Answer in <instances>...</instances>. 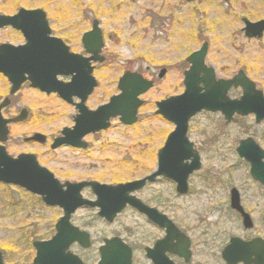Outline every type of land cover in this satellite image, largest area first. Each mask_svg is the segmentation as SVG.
<instances>
[{"label": "rangeland", "instance_id": "obj_1", "mask_svg": "<svg viewBox=\"0 0 264 264\" xmlns=\"http://www.w3.org/2000/svg\"><path fill=\"white\" fill-rule=\"evenodd\" d=\"M193 1L191 4L182 0H0V7L12 4L7 14L20 8L45 10L57 35L79 53L83 51L82 33L91 28L94 20L99 22L107 62L95 73L99 87L89 101L92 107L118 93L117 80L127 70L156 81L155 87L141 97L145 103L136 125L125 127L116 120L108 131L89 138L87 151L62 148L49 154L48 146L28 144L24 139L34 133L56 136L70 125L72 108L25 85L3 111L6 118L17 115L22 108L29 111L25 123L10 127V140L5 144L10 156L34 153L62 184L97 181L117 185L149 175L156 168L158 150L173 130L172 125L154 115L155 103L183 91V72L189 67L185 60L205 42L209 45L207 63L215 67L218 77H232L241 69L264 92V38L248 40L242 32L244 18L251 22L264 19V0ZM210 2L213 5H205ZM214 11L218 12L217 17L209 21ZM58 15L66 17L59 19ZM10 40L20 39L11 31L1 32L0 42ZM164 68L167 74L159 80L158 73ZM8 90V83L0 76V100ZM248 137L264 148V123L257 125L253 117H248L239 124L226 125L220 115L198 116L190 124L189 139L198 148L202 165L190 183L192 192L180 197L174 184L163 179L139 196L156 204L164 200L163 211L176 223L193 229L196 237L205 238L201 235L205 231L208 237L217 234L222 237L223 233L240 236L243 230L237 220L232 221L224 204L227 186L241 184L251 209L264 219L259 189L256 190L247 172V164L243 165L236 153L239 141ZM83 196L94 199L90 190L84 191ZM61 216L60 209L44 206L39 198L17 187L0 184V250L5 264H32L35 257L32 243L50 239ZM72 224L91 236L90 249L83 250L78 245L70 249L87 264L99 261L98 248L103 239L120 237L140 250L161 236L130 208L113 224L101 220L97 210L84 208L72 217ZM135 264L147 262L137 253Z\"/></svg>", "mask_w": 264, "mask_h": 264}, {"label": "water", "instance_id": "obj_2", "mask_svg": "<svg viewBox=\"0 0 264 264\" xmlns=\"http://www.w3.org/2000/svg\"><path fill=\"white\" fill-rule=\"evenodd\" d=\"M190 1V0H186ZM42 15V21L46 22L42 11L21 10L14 17H0V26H12L22 31L27 39L25 46L14 47L2 45L0 47V73L7 76L13 84V92H16L25 81V74L34 88L47 94L57 93L65 101L72 94L82 96L86 100L97 87L95 78L92 76L93 68L90 61L99 59V52L103 47V40L98 29L85 34L83 37L86 52L92 54L91 59H84L80 55L69 52V48L61 39L48 37L50 31L38 28L28 29L25 25L34 22L35 15ZM27 17V22L21 18ZM244 29L248 38H261L264 33V21L251 24L244 21ZM207 44L198 52L189 56L188 62L192 67L185 73L186 90L183 95L171 97L166 101L158 103L157 114L162 115L176 123V130L168 138L166 145L158 153V166L156 171L149 176L125 184L116 186L100 184L97 182H66L61 185L54 175L43 167H40L36 158L32 155H21L13 159L7 155L4 148L0 146V182L4 184L17 185L34 195L41 197L48 206H59L64 215L55 227V235L47 241H35L33 247L36 255L33 264H86L77 255L69 251L71 245L78 243L82 248L91 247L90 234L80 231L70 223L71 216L77 209L87 206L98 208V216L112 223L118 214L127 206L140 210L150 220L162 228L173 230L174 225L165 216L158 214L154 209L143 206L133 194L144 188L147 182L152 183L158 177H165L177 183V191L183 194L187 191V179L189 175L200 169L198 154L193 150L192 144L185 138L189 120L201 110L221 111L230 121L232 112L243 113L245 102H256L259 98L261 108H264L262 94H256L254 84L240 72L233 81H219L214 79L212 69H207L204 57ZM78 72L76 82L66 84L58 81V76H68L72 72ZM204 72L205 77L200 78ZM165 75L163 70L160 78ZM203 83L204 88L200 87ZM242 87L245 96L242 101H229L227 92L232 87ZM121 93L110 99L109 103L99 107L95 112H81L77 124L72 132L68 129L63 131V137L56 140L53 149L63 145L74 148H87L80 141L90 133L105 130L110 127V119L120 117V121L131 126L136 122L139 108L144 104L140 97L146 94L152 83L147 81L138 73L127 72L123 75L119 85ZM204 90V91H203ZM255 94V95H254ZM259 95V96H258ZM5 106V104L3 105ZM3 106H0V110ZM26 113L13 120L20 122L25 119ZM261 113L258 120L264 118ZM0 114V141L6 142L8 136L7 124ZM74 133V136H71ZM73 137V138H72ZM45 142L41 135H35L28 141ZM254 145V144H252ZM248 146L240 145L238 153L240 157L250 161L253 165V176L264 182V166L260 161H254L247 154ZM262 156L264 154L262 153ZM191 160L189 164H183ZM65 188V189H64ZM90 188L97 197L96 201L83 199L81 191ZM100 259L97 264H132V251L119 238L104 240L99 248ZM227 258V257H226ZM160 264L159 261H156ZM0 264H4L3 254L0 252Z\"/></svg>", "mask_w": 264, "mask_h": 264}, {"label": "flooded vegetation", "instance_id": "obj_3", "mask_svg": "<svg viewBox=\"0 0 264 264\" xmlns=\"http://www.w3.org/2000/svg\"><path fill=\"white\" fill-rule=\"evenodd\" d=\"M182 1L185 3H188V2H186V0H182ZM193 2H194L193 0H190L189 3L192 4ZM11 5H7L6 7H2V6L0 7V17L16 16L20 12V10H22V9L30 10V11H34V10L35 11H42L45 14L46 22L42 21V15L39 14V15H35L34 20H31L34 22L30 23L29 25H25V27L28 29L38 28V29H40L41 32H43V29L49 30L50 33H49L48 37L55 38V39H61L63 41V43L69 48L70 53L75 54V55H80L84 59H91L93 57L92 54H89L86 52V49L84 47L83 37L85 36V34L90 33L95 29H98V31L100 32V35L102 37V40H103V47L101 48V50L98 54L99 59H101V60L90 61V66L93 68L92 76L96 80L97 87L94 89L93 93L86 98V100H82V96H80L78 94H73V95L71 94L68 97V100L65 101L57 93L47 94L45 92H42L41 90L34 88L32 86V83L28 79L29 76L27 74H25V81L20 85L19 89L16 92H13V84L10 81V79L7 76H5L3 73H0V76L9 85V90L7 92V95L3 98V100H0V104L7 102V104L1 110L2 115H3V111L10 107V105L12 103V99L18 95L21 88L25 87V85H27V87H29V89L38 92L41 96H46L48 98L56 97V98H58V100L60 99L61 102L67 104V106L72 108L70 125L67 127H63L62 130L59 131L56 136L49 138L42 133H34L31 137L24 139L25 143L32 144V145H38L41 147H47L48 146V148H46L47 150L49 149L47 154L51 153V151H54V150H52L53 144L56 142V140H59L63 137L62 133L65 129H68L69 132H72L74 130V128L77 124V121H78V117L81 115L82 111L83 112H85V111L95 112V111H97V109L99 107L107 104L112 97L117 96L118 94L121 93L120 88H119L120 80L123 78V75H125L127 72L139 73L147 81L152 83V88L147 93H149L155 87L156 81L153 80L152 78L145 77L140 72L127 70V71L123 72L122 75L117 80L118 93L111 96L107 102L100 104V105H97L95 107H92L91 105H89V101H90L91 97H93L94 92L99 87L98 81L95 77V73H96L97 69L100 67V65H104L107 62V58L104 55L105 42H104V37H103L102 30L100 28L99 22L97 20H94L91 24V28H89V30L82 33V35L80 37V44L82 45L83 51L81 53H79V52L73 51L71 49V46L68 44L66 39H63L57 35V33L54 31V28H53L54 22H53V20H51L48 17V14L46 13L45 10H43L42 8H33V9L20 8L14 14H7V10H10L12 8ZM205 5L211 6V5H213V3L210 2V3H206ZM65 17H66L65 15L60 16V17L58 15L59 19H65ZM21 19H22L21 20L22 22H27L26 16H23ZM59 19H58V21H59ZM244 21H247V22H251V21H249L246 18H244L242 20V22L244 23V28L242 29V32L244 33V37L246 39H248V40H259L260 41L264 38V33L262 34L261 38H248L246 36L245 31H244V29L246 28V24ZM260 21H264V19H262ZM252 23H255V22H252ZM1 24H2V21H0V25ZM5 30L11 31L12 33H14L15 36L17 38H19L20 40H19V42L12 41V40H10L11 42L10 41H8V42L2 41V42H0V47L2 45H11L14 47H20L21 46L22 47V46H25L27 44L28 41H27V39H26V37L22 31H18V30L14 29L13 27H10V26H0V36H1V32L5 31ZM16 43H18V44H16ZM205 43H207V42H205ZM201 48H199V49H201ZM208 53H209V45H207V51H206V54L204 57L203 64L207 69H212L214 76H215L214 79L216 82L233 81L235 79V77L240 72H242L246 76V78H248V80L254 84L253 89H254L255 93L256 94L261 93L262 98L264 99V92L258 87L257 83L254 80H252L246 74V72H244L241 69H240V71H238V73L236 75H234L232 77H227V78L218 77V74H217L215 67L210 66L207 63L206 59H207ZM185 62L188 64L189 67L187 70H185L183 72V78H182L183 91L178 95L170 96L166 99H163V100L155 103L156 110L154 111V115L156 117H158V119H161V120L169 123L170 125H172L173 130L167 134V136L165 137V141H164L163 145L160 147V149L157 152L156 168L154 171H156L157 166H158V153H159V151L162 148H164V146L167 143L168 138L176 130V123L175 122L171 121L168 118H164L162 115L157 114V111L159 110L158 103H160L162 101H166V100L170 99L171 97H177V96L184 94V92L186 90V86L184 83L185 82V73L188 72L190 70V68L192 67V64L190 62H188L187 59L185 60ZM150 70L151 69L148 67L147 72H149ZM163 70L165 71V75L162 78H160V73ZM166 74H167V69H165V68L161 69L158 73V79L162 80L166 76ZM78 75H79L78 72L74 71V72L70 73L68 76H58L57 79H58V81H61V82L66 83V84H73L76 82ZM204 77H205V74H204V72H202L200 74V78H204ZM200 87L204 88L203 83L200 84ZM244 96H245L244 89L240 86L239 87L232 86L229 89V91L227 92V97H228L229 101H242ZM142 101H143V103H145L144 100H142ZM143 105L139 108L138 113H137V117H136L137 118L136 122L133 125H131V126L124 125L120 121L119 116L117 118H111L109 121L110 127L108 129L100 130V131L95 132V133H90L81 139L80 142L82 144H86L87 148H85V149L74 148L72 146L67 145V146H62L61 148H58L57 150L62 149V148H66V149H69L71 151H87L90 147V143L88 142L89 138L90 137H98L102 133L108 131L112 127L113 121L117 120L119 123H121L125 127H132V126L136 125L138 123V120H139V111L143 107ZM245 105L246 106L244 107L242 114H239L238 111L232 112L230 121H227L226 115L223 114L221 111H210V110H201L189 120L188 129H187L185 138L188 139V141L192 144L193 150L196 151V153L198 154L199 161H200V169H201V165H202L200 152L198 151V148L196 147V145L193 142H191L189 139L190 124L200 115H212V116L213 115H220L224 119V123L226 125L239 124L241 120L248 118V117H253L254 122L257 125L264 123V118L258 120V118H260V116H261V113H264V108L263 109L261 108L259 98L256 102H250L247 99L245 102ZM23 112L26 113L25 119L20 121V122H13V120L21 117ZM262 116L264 117V115H262ZM3 117H4V115H3ZM4 118L6 121L9 122L7 124V128L9 131L8 136H7V142H9L10 133H11L10 127L25 123L29 118V111L26 108H22L17 115H15L13 117H9V118H6V117H4ZM36 134H40L41 136H43L45 138V142L40 143V142L32 141V140L27 141L28 139L30 140ZM71 136H74V133H71ZM218 139L220 140L221 138L217 137V140ZM242 143H245L246 146H248L247 154L254 161H260L261 163H259V164L263 165V166H264V156H262V153L264 154V148H262L256 142V140L253 139L252 137H248V138H245V139H242L241 141H239V145L236 148V153H237L240 161L243 162V165L247 164L246 165V168L248 169L247 172L251 176V179L256 186V190L259 189L258 196L262 198V203H264V182L262 183L260 180L254 178L253 172H252L253 165L251 164V162L247 161L243 157H240V155L238 153V148H240V145ZM252 144H254V145H252ZM201 146H202V143L200 144V147ZM4 147L7 150L5 144H4ZM57 150H55V151H57ZM22 154L35 156L37 162L40 164L38 157L34 153H22ZM189 163H191V160L185 161L183 164H189ZM200 169L198 171L193 172L191 175H189V177L187 179V191L183 194H180L177 191V183L176 182H174L173 180H170L168 178H165V177H158L152 183L147 182V184L144 188H142L141 190H139L133 194V196L136 199H138L143 206H145L146 208H149V209H154L155 211L158 212V214L165 216L170 222H172L174 227H173L172 231H169L168 228H162L159 225H157L154 221L150 220L145 214L141 213L140 210L135 209L133 207L130 208L133 211H135L138 215L145 218V220L152 227L157 229L161 235L160 237H157L156 239H154V241H152L150 244L144 245L140 250H138L135 246H132L129 243L125 242L123 239H121L132 251V264H135L137 253H139L143 257V259L147 262V264H158L156 261H159L160 264H264V225H263L264 219H262L259 215L255 214V211L251 209L252 207L250 206L249 202H247V200L245 199V197L243 195V192L241 191V189L243 188V186L241 184H234V185L230 184L231 186H227L228 193H226V195L224 196L225 197L224 204L226 205L227 210L231 213L230 214L231 219L233 218V219L237 220L240 228L243 230L242 234H239L240 236L229 235L228 233H223L222 237L219 236L220 234L213 235V237H208L209 234L207 231H205V232L201 233V235L206 236L205 238H203L202 236L196 237L195 235H193V229H186L185 227L176 223L168 214H166L163 211L162 207L166 204V202L164 200H161V202L158 201V204H156V203H153L151 201H149V202L145 201L139 196L140 193L143 192L148 186L155 185L158 182H160L161 180L165 179V180L171 181L174 184V186H175L174 191L177 195H179L180 197H187L190 194V192H192V187H191L190 183L193 180V178H195L197 176V174H198L197 172H199ZM149 175H147V176H149ZM147 176H144L143 178H145ZM143 178L132 180V181H138V180H141ZM86 190H89V189H85L84 191H86ZM200 192H202V190ZM233 219H232V221H233ZM104 240L105 239H103V241Z\"/></svg>", "mask_w": 264, "mask_h": 264}, {"label": "bare ground", "instance_id": "obj_4", "mask_svg": "<svg viewBox=\"0 0 264 264\" xmlns=\"http://www.w3.org/2000/svg\"><path fill=\"white\" fill-rule=\"evenodd\" d=\"M218 12H211L209 16V21L216 19Z\"/></svg>", "mask_w": 264, "mask_h": 264}]
</instances>
